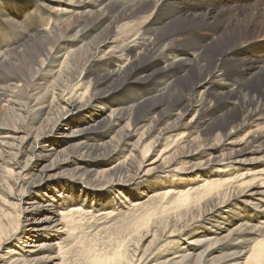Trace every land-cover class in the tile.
I'll return each instance as SVG.
<instances>
[{"label":"bare ground","instance_id":"1","mask_svg":"<svg viewBox=\"0 0 264 264\" xmlns=\"http://www.w3.org/2000/svg\"><path fill=\"white\" fill-rule=\"evenodd\" d=\"M14 1L0 0L13 17L0 40V264H264L263 44L221 51L195 34L176 51L214 0L173 31L118 25L136 0H43L59 11L37 22ZM248 9L264 15V0Z\"/></svg>","mask_w":264,"mask_h":264},{"label":"rangeland","instance_id":"2","mask_svg":"<svg viewBox=\"0 0 264 264\" xmlns=\"http://www.w3.org/2000/svg\"><path fill=\"white\" fill-rule=\"evenodd\" d=\"M2 1V3L5 4V9H10L12 12H14V10H12L11 8V1L14 0H9V4L6 2L8 0ZM42 1L43 0H28V4L30 2L32 3V5L30 6L29 14L30 16L31 14L33 16H31L32 18L29 17L30 20H34L35 22H37V10H41L45 13L49 12L52 15L55 12L59 11V7L56 6H53L52 10L49 9L48 11V9L42 4ZM233 1H236V3H234ZM214 2L215 3L213 7H211L210 9L212 12H214V14L212 16V20H210L208 24L206 23L202 27L200 25H197L194 26L192 29L186 28V30H180L184 35H182L183 37H176L173 41L174 46L175 44L179 45L178 47L175 46L176 51H179V49L181 48H185L183 46L184 40L186 44H190L191 42L197 41L195 34L199 35L200 37L206 36L210 39L217 40V47H219L221 51L231 46H235L236 44L242 46L245 43H259V45L263 44L264 46V15L257 14L256 12H250V10L248 9L249 0H214ZM210 3H213V1H210ZM28 6L29 5H27V7ZM81 6L82 5H80L79 7ZM188 6L202 7L206 10V6L201 4L198 0H182L174 2V4H170L169 6H167L166 2H163L161 0H136L133 3L126 5L123 12L117 14L119 17L117 22H119L118 25H120L127 22H131L130 20H134L131 25L132 29H140L141 27L147 25L150 26L151 29H156L161 28L164 25H161L162 22H168L170 23V28H172L171 31H173L175 27L178 26L180 23L184 24L183 20H181V18L183 17H181L180 13L184 12L185 14L184 10L191 8ZM236 6L238 7V9H235ZM5 9L0 8V40L3 41H6L9 36H11L13 33V27L11 26V20L13 17L4 16L3 10ZM95 9L100 10V17L98 18L99 21L107 19L108 22H110L112 20L110 18V16L112 15L110 7ZM72 12L73 11H71L70 14V20L72 22L71 25L81 16V13H79V11H74L73 13ZM14 17H17L14 19H19L22 23H24L25 21V19H23L22 17ZM152 21H154V23ZM27 23L29 22L27 21ZM93 24L88 30L95 27L98 22H94ZM60 27L61 29H66V22L60 23ZM113 27L117 28V24H113ZM215 27L217 28V30H214ZM190 32L193 34L192 37L188 35L190 34ZM199 36L197 37L198 39ZM218 57L219 55L216 56V58ZM21 85L22 82L19 83V86ZM109 93H113V91ZM4 109V105H1L0 112H4ZM190 118L191 116H189L187 121L190 120ZM91 133H88L87 135L90 136Z\"/></svg>","mask_w":264,"mask_h":264}]
</instances>
